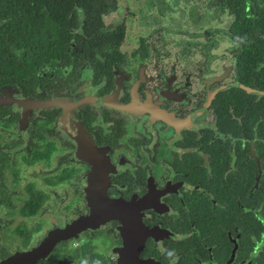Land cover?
Listing matches in <instances>:
<instances>
[{"label": "flooded vegetation", "instance_id": "af4514ba", "mask_svg": "<svg viewBox=\"0 0 264 264\" xmlns=\"http://www.w3.org/2000/svg\"><path fill=\"white\" fill-rule=\"evenodd\" d=\"M197 1L100 0L76 62L0 87V263L264 264V0ZM175 12L231 67L162 68L145 30Z\"/></svg>", "mask_w": 264, "mask_h": 264}, {"label": "trees", "instance_id": "16d2710c", "mask_svg": "<svg viewBox=\"0 0 264 264\" xmlns=\"http://www.w3.org/2000/svg\"><path fill=\"white\" fill-rule=\"evenodd\" d=\"M100 0H0V87L18 86L30 95L31 71L76 62L67 51L81 34L100 29L91 8ZM79 9H83V21ZM93 18V19H92ZM95 39V37L93 38ZM110 40V37L102 39ZM93 45L102 41L92 40ZM246 78V76L243 74Z\"/></svg>", "mask_w": 264, "mask_h": 264}, {"label": "rangeland", "instance_id": "374dc122", "mask_svg": "<svg viewBox=\"0 0 264 264\" xmlns=\"http://www.w3.org/2000/svg\"><path fill=\"white\" fill-rule=\"evenodd\" d=\"M128 1L130 0H122L124 3ZM165 1L168 3L172 2V0ZM208 1L209 0H198L197 2L198 5L202 7L203 5H206ZM142 3H148V0H142ZM183 4L186 5L188 2H183ZM113 8L114 7H112L110 11H112ZM187 10L188 8L186 11ZM210 10L207 9L205 12L203 11L204 13H199L201 15L206 14ZM152 11L154 12L155 8H153ZM114 13L110 14V12H108L105 15V21L107 23L115 20L116 18H124L125 14L123 11L119 16L117 15L116 11ZM149 13L152 12L150 11ZM187 13L188 12H185L180 15L178 12H175L173 13L175 20L172 19L173 16H168L166 19L164 18L162 22H159L153 26H149L145 30L148 44L151 47H157V50H159L160 54L162 55L160 61L161 67L171 69L175 68V71H197L198 69H203L204 67L211 68L212 70H219L221 67H231L232 44L229 39L223 33H219L217 35L206 33L207 30L214 29V26L211 28L206 26V28L203 27L193 29L194 26H188V23L180 24V21L189 19L187 17ZM199 13L193 12L191 14L197 15ZM224 20L226 26H222L223 29L229 27L232 17H225ZM186 43H196L197 45L194 49H192L191 47H188ZM207 43H209L211 46V49L209 48V51L211 52L210 61L207 60V57L204 55L206 52L205 45ZM186 53L189 54L185 56ZM212 72L214 74L217 73V71Z\"/></svg>", "mask_w": 264, "mask_h": 264}, {"label": "water", "instance_id": "95a60500", "mask_svg": "<svg viewBox=\"0 0 264 264\" xmlns=\"http://www.w3.org/2000/svg\"><path fill=\"white\" fill-rule=\"evenodd\" d=\"M1 100L2 99H0V103H1ZM49 103H47V102H41V103H36V102H30V104H29V106H30V108H40V107H52V106H62L61 104H55V103H51V104H49ZM0 264H13V259L12 260H10V261H8V262H3V263H0Z\"/></svg>", "mask_w": 264, "mask_h": 264}]
</instances>
